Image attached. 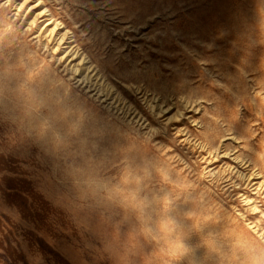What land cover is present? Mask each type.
I'll return each instance as SVG.
<instances>
[{"label": "rangeland", "instance_id": "rangeland-1", "mask_svg": "<svg viewBox=\"0 0 264 264\" xmlns=\"http://www.w3.org/2000/svg\"><path fill=\"white\" fill-rule=\"evenodd\" d=\"M26 3L0 0V264H244L225 233L264 236V0ZM189 210L216 222L169 261L142 229Z\"/></svg>", "mask_w": 264, "mask_h": 264}, {"label": "clouds", "instance_id": "clouds-1", "mask_svg": "<svg viewBox=\"0 0 264 264\" xmlns=\"http://www.w3.org/2000/svg\"><path fill=\"white\" fill-rule=\"evenodd\" d=\"M29 79L32 78V73H29ZM161 178L164 181H168L169 177L166 173L161 172ZM136 183H139V178H135ZM124 182L129 183L130 178L124 177ZM117 194H122L121 189H117ZM121 203L125 207H131L137 211L140 218L143 221L144 201L139 199L137 194L132 192L127 196H123ZM173 200L167 195L162 198V207L169 211L172 209ZM184 217L187 221H190L187 227L181 224L176 218L167 215L160 219L157 223V234H153V230L150 227H144L142 231L146 235H150L153 240H163V246L159 250V254L163 257H167L169 261H179L185 257H191L194 253V247L188 244V235L192 232L197 234L203 233L204 227L208 223H215V217L196 210H189L184 213ZM225 236L235 238L232 240L233 251L240 249L243 250L247 259L244 264H264V236L259 241L248 239L241 234H235L232 232H226ZM201 245L206 249V258L212 255H220L221 249L218 245L217 236L208 232L206 235L200 237ZM190 264L192 262L190 261Z\"/></svg>", "mask_w": 264, "mask_h": 264}, {"label": "snow or ice", "instance_id": "snow-or-ice-1", "mask_svg": "<svg viewBox=\"0 0 264 264\" xmlns=\"http://www.w3.org/2000/svg\"><path fill=\"white\" fill-rule=\"evenodd\" d=\"M21 2L24 3V0H21ZM27 3H28V0H27ZM27 3H26V4H27ZM26 4H25V5H26Z\"/></svg>", "mask_w": 264, "mask_h": 264}]
</instances>
